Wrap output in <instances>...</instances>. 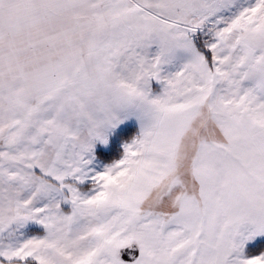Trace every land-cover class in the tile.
I'll list each match as a JSON object with an SVG mask.
<instances>
[{
	"label": "snow or ice",
	"instance_id": "obj_1",
	"mask_svg": "<svg viewBox=\"0 0 264 264\" xmlns=\"http://www.w3.org/2000/svg\"><path fill=\"white\" fill-rule=\"evenodd\" d=\"M0 264H264V0H0Z\"/></svg>",
	"mask_w": 264,
	"mask_h": 264
}]
</instances>
